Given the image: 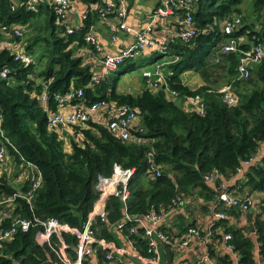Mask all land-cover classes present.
Listing matches in <instances>:
<instances>
[{
    "label": "trees",
    "instance_id": "obj_1",
    "mask_svg": "<svg viewBox=\"0 0 264 264\" xmlns=\"http://www.w3.org/2000/svg\"><path fill=\"white\" fill-rule=\"evenodd\" d=\"M76 1L85 6L104 2ZM131 1L128 0V5ZM242 1L193 0L191 14L197 23V34L187 43H171L166 53L171 55L165 66L166 86L157 91L144 87L129 93L118 92L117 84L121 75L132 69L134 62L125 67L120 65L94 83L91 81V64L78 53L83 47L96 50L84 36L101 18L99 10H90L81 19L79 28L68 33L65 23H56L55 11L47 0H40L36 10L26 8L21 1L11 10L12 0H0V37L9 35L11 24L25 28L23 36L15 40L22 39L24 50L31 56L38 51V63L46 60L38 69L33 56L29 64H23L14 59L9 49L0 52V115L4 133L11 142L4 141L7 158L12 167L21 171L27 162H31L43 176L42 184L33 193L32 203H28L21 194L28 188L30 179L17 182L12 179L18 171L13 172V178L0 171V197L15 194L8 205L10 216L2 227H6L14 216L40 220L54 217L79 227L97 199L98 176L110 175L115 163L135 168V174L128 184L130 195L125 202L126 210L118 196H110L105 206L107 221L94 222L97 237L107 240L117 241L109 225L121 219L126 211L132 216H142L150 208H169L178 197L183 201L191 197L212 201L220 191V184L228 178L234 179L228 184V189L234 193L238 185L248 186L251 191H264V155L243 168L242 176L237 174L243 162L255 158L262 145L264 148V59L249 64L248 77L232 79L236 75L239 50H248L264 35V0H246L247 12L241 15ZM185 13L182 7H175L173 12L180 16ZM233 17L240 19L241 27L223 32L222 22ZM41 18L43 34L34 36L31 25ZM244 36L247 42L240 41ZM229 39L239 41V50L220 52ZM217 52L220 54L216 55ZM216 63L221 66L227 81L233 80V91L238 97L233 105L225 102L218 87L203 83L192 88L180 77L183 72L193 70L215 82L211 69ZM4 68L9 72L2 77ZM46 84L52 110L57 109L54 93L77 87L82 88L87 103L106 98L134 106L145 128V141L124 140L111 134L105 124L88 120L73 126L71 149L67 150L63 138L48 129L45 109L38 101L37 96ZM166 87L177 91L178 100L169 98ZM195 93L205 99L203 114L182 108L186 97ZM151 163L158 168L159 174L155 173L156 169L148 171ZM213 172L217 174L214 181H207L206 176ZM258 203L260 208L251 217V225L249 222L236 225L229 221L233 216L236 220L244 214L239 207H218L217 210L226 212L227 218L215 221L213 240L208 244V252L214 257L215 264H257V259L264 263V199H259ZM201 207L208 208L203 204ZM123 229V233L128 232ZM41 233L42 226L35 224L25 232L17 230L0 241V264H57L55 250L60 244L59 237L51 235L48 243L39 240ZM142 233L139 229L132 237L146 253ZM229 233L228 242L238 254L236 261L222 246L224 234ZM61 238L72 253L76 237L63 232ZM162 253L165 260L163 248ZM102 255L101 248L97 247L96 257L100 259Z\"/></svg>",
    "mask_w": 264,
    "mask_h": 264
},
{
    "label": "built area",
    "instance_id": "obj_2",
    "mask_svg": "<svg viewBox=\"0 0 264 264\" xmlns=\"http://www.w3.org/2000/svg\"><path fill=\"white\" fill-rule=\"evenodd\" d=\"M23 2L26 8L36 10V6L40 0H12L11 10L19 2ZM52 4L56 14V23H65L68 33L79 28L81 19L86 17L87 13L92 9L100 11L101 19L104 20L105 26L110 32L111 41L117 38L119 30L133 35L132 41L125 46H121L118 51L114 53L103 52V46L98 42L96 36L92 32L85 34L86 42L93 45L96 51L103 53L100 63L101 69L93 72L91 81L96 83L101 78L110 75L127 59H132L140 53L151 52L155 49H160L165 55L168 53L171 43L180 41L187 43L197 34V23L195 22L191 10L193 8V0H161L160 3L150 12L148 20L143 26L135 28L127 25L125 19L129 13L128 0H104L102 3H94L91 6H85L80 20L76 23L68 21V15L71 7L72 0H47ZM175 7L185 8L184 15H176V29L173 34L165 38H159L153 34L155 24L162 16L167 17L172 15ZM241 27V22L238 17L224 19L222 22V31L229 33L234 28ZM3 29L6 26L2 27ZM9 35L0 37V52L3 49H9L14 59L23 64H29L32 61V56L24 50L22 39L16 41V37H22L25 28L19 27L16 24L9 25ZM7 32V31H6ZM239 41L229 39L224 43L220 52L225 53L228 51L239 50ZM239 62L236 66V75L232 79H244L250 75V63H260L264 59V35L261 41L253 44L248 50H239ZM168 59L163 63L155 61L154 66L151 68H144L141 72L142 77L148 80V87L151 90L157 91L161 86H166L165 74L166 63L169 62L171 57L167 54ZM215 61L219 62V58L215 57ZM165 65V66H164ZM9 72L8 68H4L1 76L5 77ZM227 81L222 87L218 88L225 102L233 105L238 101L233 91V80ZM169 98L177 99V91L169 89ZM38 101L45 109V116L47 120V127L51 131L60 133L62 127H73L74 125L84 124L88 120L93 122L103 123L107 126L111 134L118 136L127 141H135L143 143L145 138L143 136L145 128L142 125L138 110L131 105L118 103L116 100L99 98L96 102L87 103L83 99V90L81 87L71 88L66 92H59L53 94V100L57 104V109L52 110L48 102L47 84L44 86L41 93L37 96ZM182 108L186 111H193L198 114H203L206 108L204 97L200 93L189 94L186 97ZM72 136V135H71ZM4 141L9 143L10 140L6 137L3 129V121L0 115V168L5 162L7 157ZM151 157V154L149 155ZM257 156V155H256ZM255 158H250L243 162L242 167H239L237 174L243 172L246 165L255 162ZM27 166V167H26ZM20 172L29 178L30 182L28 188L21 194L28 203H32L34 191L42 184L43 176L36 166L27 162V165ZM156 169V170H155ZM155 170L159 174L158 168L152 163L148 167V171ZM1 171V169H0ZM135 168L123 167L118 163L113 165L110 175H99L96 182V191L98 193L97 199L93 203V207L88 213L87 217L82 220L79 227L71 226L67 222H60L54 217H47L44 220L38 218H28L14 216L9 219L6 227L2 224L10 216V208L8 205L14 200L15 194L2 195L0 197V241L7 239L13 235L17 230L26 231L31 226L37 224L42 226V233L38 236L40 241L46 240L50 242V237L56 234L60 239L58 250L56 251L58 257L57 264H118L122 261L123 257H128L123 264H173L163 259L162 247L171 245L173 236L162 227L167 226L170 213L173 212L176 205H181L183 199L178 197L173 200L172 205L165 209L150 208L142 216H132L127 211L121 219L109 225L116 236L117 241L107 240L104 237H97L96 230L94 229V222L96 220L107 221V211L105 209L106 201L110 196H118L126 210V201L130 195L128 184L130 179L135 174ZM217 174L215 172L206 176L207 181H214ZM230 178L224 180L220 184V191L212 200L210 214L211 220L205 226L201 227L198 224L192 223L182 233L178 240V245L185 248L190 247L194 240H197L202 247V251L198 258L190 262L188 260H181L175 264H215L214 257L209 254V245L213 240L214 223L218 219L227 218L224 211L217 210L219 206L227 208L229 206H237L244 213L241 218L245 220L247 211L251 208L252 197L250 195H238L232 190L228 189ZM21 181V180H20ZM247 218V215H246ZM242 220V219H241ZM128 222L130 224H128ZM243 222V221H241ZM240 223V222H238ZM123 227L128 232L123 233ZM139 229H142V236L146 240V253L137 245V241L132 234H136ZM63 232L72 233L76 237V242L73 246V252L70 253L66 249L67 245L61 238ZM230 233L223 236V249L231 252L236 261L238 254L234 251L233 245L228 242ZM97 247L101 248L103 253L102 258L96 257ZM258 258V257H257ZM166 259V258H165ZM118 262V263H117ZM257 264H264L259 259Z\"/></svg>",
    "mask_w": 264,
    "mask_h": 264
},
{
    "label": "crops",
    "instance_id": "obj_3",
    "mask_svg": "<svg viewBox=\"0 0 264 264\" xmlns=\"http://www.w3.org/2000/svg\"><path fill=\"white\" fill-rule=\"evenodd\" d=\"M161 0H133L131 3H129V13L125 19L127 25L133 26L135 28L143 26V24L148 20V16L150 12L160 3ZM85 5L78 2V1H72L71 2V9L69 11L68 15V21L71 23H76L78 20H80V17L82 13L84 12ZM176 15H168L167 17H160L155 24V28L153 31V34L159 38H165L169 35L173 34L176 29ZM90 32H92L98 42L103 46V52H110L114 53L118 51V49L121 46L127 45L129 42L132 41L133 35L128 34L124 31L119 30L117 32V38L113 41H111L110 38V32L108 28L104 24L103 19H97L94 24L92 25ZM241 42L245 41L247 42L246 37L244 36L242 39H240ZM78 53L82 54V56L85 58V62L91 64L92 70L95 73L96 71H99L101 69V63L100 59L103 55V53L99 51H93L91 48L83 47L81 48ZM161 56L165 55L162 54L160 49H155L151 52H144L140 53L137 56L142 58H148L152 59V61L158 57L157 54ZM220 54V52H217L216 55ZM168 59V56L166 57ZM165 59V60H166ZM132 65L133 67L135 66ZM192 70H188L183 72L180 77L183 79L184 83H186V78H188L191 75ZM121 78V77H120ZM120 78L119 82L117 84V91L118 92H138L144 87H148V80L146 78L142 77L140 79H137V77L133 78L132 80L126 79L123 81H126V84H120ZM129 83V85H127ZM202 84V83H201ZM200 84V85H201ZM126 85V86H125ZM189 85V84H187ZM190 86V85H189ZM199 86V85H198ZM127 87V88H126ZM192 87V86H190ZM197 87V86H196ZM193 88V87H192ZM195 88V87H194ZM178 100V98L176 99ZM264 155V148L263 145L258 149L256 160H259L261 156ZM6 160L1 166V172H5L9 177L13 178V172L14 168L12 167V162L9 158L5 157ZM247 166V165H246ZM246 168V167H244ZM244 172V171H243ZM243 172L239 173L238 176H242ZM237 177V175H236ZM233 178V177H232ZM230 178V183L234 181V179ZM235 178V177H234ZM20 178H17L15 181H20ZM236 194L238 195H250L252 199L251 208L252 209V216L255 211L259 210L260 207H258L259 199H264V191H251V189L248 188V186H242L240 185L235 187ZM211 203L212 201H204L203 199H198L196 197H191V199H187V201H183L181 205H179L177 208H174L173 212L170 213L169 220L167 222V226L165 227L166 230L172 234L173 241L171 242V245L168 246H161L163 250L165 251V260L168 261V258L171 259V263L175 264L178 263L181 260H188L190 262L195 261L198 256L200 255L202 251V247L200 246L199 242L197 240L193 241V244L190 245V247H181L178 245V240L181 237L182 233L185 231L184 228L189 223L198 224L201 227H205L211 220ZM207 206L208 208H203L201 205ZM205 204V205H204ZM207 204V205H206ZM247 215V213H246ZM245 215V220L243 218L234 219L233 216L231 220H229L231 223L234 222V224L243 225L247 221ZM251 216V217H252ZM242 219V220H241ZM243 221V222H241ZM240 222V223H238ZM219 252V251H218ZM222 254V252H219ZM127 256L123 257L121 262H117L118 264H123L125 260H127Z\"/></svg>",
    "mask_w": 264,
    "mask_h": 264
},
{
    "label": "rangeland",
    "instance_id": "obj_4",
    "mask_svg": "<svg viewBox=\"0 0 264 264\" xmlns=\"http://www.w3.org/2000/svg\"><path fill=\"white\" fill-rule=\"evenodd\" d=\"M247 8H248V5L246 4V0H243L242 3H241V9H242V13L241 15L243 14H246L247 12ZM253 16H251L250 18H252ZM35 22H33V24L31 25V28H32V35L36 36V35H40V34H43V29L40 28V26L42 25L43 23V19H37V20H34ZM28 40V39H27ZM24 44V43H23ZM44 48V46L42 47ZM33 59L36 61V68H40L41 66H43V63L46 61H41L40 63H38V61L36 60L37 59V56H38V51H36L33 55ZM157 58L155 59V61H157L158 63H163L164 60L166 59V55H163L161 56L160 53L157 54ZM155 61L152 59H148V58H142L140 59L139 56H136L132 59H128L126 61H124L123 64H121L120 67H125L126 65H129L131 64L132 62H135V66L132 67V69L124 72L122 75H121V78H120V84L122 83L123 85L126 84V81H123V80H126V79H130L132 80L133 78L137 77V79H140L141 78V72L144 68H151L154 66V63ZM165 66V65H164ZM221 66L216 63L215 65H213V69H211V72H212V76H214L216 78V81L213 82L211 80H209L208 78H204L203 75L199 74L198 72L196 71H190L191 72V75L186 78V83L189 84L190 86H192L193 88L200 85L201 83H209L211 84L212 86H216L218 88L222 87L226 81H227V76L224 74V72L222 71V69H220ZM38 80V78H36ZM127 85H129V83H127ZM126 86V85H125ZM127 88V87H126ZM73 127H62V130H60V133H59V137L60 138H63V143L65 145V148L67 150H70L71 149V137L70 135H73ZM15 168L14 172L18 171L15 175V178L12 179V180H17V178H20L21 181L24 180V177H27L26 175L24 174H21V170H18L17 167L13 166ZM19 181V182H21ZM14 185V184H13Z\"/></svg>",
    "mask_w": 264,
    "mask_h": 264
},
{
    "label": "water",
    "instance_id": "obj_5",
    "mask_svg": "<svg viewBox=\"0 0 264 264\" xmlns=\"http://www.w3.org/2000/svg\"><path fill=\"white\" fill-rule=\"evenodd\" d=\"M251 216H252V209L247 211V221L249 222V224L251 225ZM171 259L168 258V262H170Z\"/></svg>",
    "mask_w": 264,
    "mask_h": 264
}]
</instances>
